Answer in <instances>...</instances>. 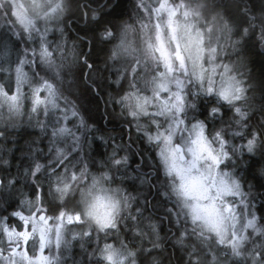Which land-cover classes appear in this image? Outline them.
Here are the masks:
<instances>
[{
  "label": "clouds",
  "instance_id": "obj_1",
  "mask_svg": "<svg viewBox=\"0 0 264 264\" xmlns=\"http://www.w3.org/2000/svg\"><path fill=\"white\" fill-rule=\"evenodd\" d=\"M59 2L61 0H45L44 3L47 6ZM76 2L62 0L64 11L55 17L50 16L44 22L54 21L63 25L62 22L74 10ZM143 2L150 6L155 0ZM172 3L180 6L177 19L181 24L190 25V35L201 39L204 52L202 60L195 63L192 55L195 45L189 46V36L182 29L178 35L184 67L176 59L175 43L170 41L173 64L171 73L167 72L159 60L146 57L144 49L147 34L140 27L136 30L134 41L130 42V29L123 20H114L107 14L101 16L96 13L88 21L90 38L104 50L103 67L98 69L95 87L104 93L105 105L111 106L107 112L109 123H126L140 129L145 126L141 120H146L148 128H151L155 120L164 131H168L170 126L175 127L173 143L181 145L185 161L194 159V125H203L205 136L213 150L220 153L221 160L211 172L207 167L211 161L201 160L199 169L193 168L192 174L203 175L205 183L211 187L214 180L219 181L217 172H228L238 178L241 185L251 184L255 190L264 193V172L261 171L264 169V0H172ZM253 8L256 10L253 11ZM185 9L190 10L191 15L183 16ZM241 17L246 22H242ZM138 21L136 23L139 24ZM87 55L81 53L76 62L59 64L61 72L54 79L62 94L74 97L73 93L79 90L76 100L80 101L84 114L99 124L102 114L96 100L97 94L90 88H81L74 73L79 59ZM83 63L88 64V60L83 59ZM201 66L204 70L203 79L199 78ZM160 73L165 76L161 77ZM229 77L243 89L242 93L234 92L239 98L230 102L220 95ZM162 79L167 80L166 89L156 87ZM209 87L212 88L211 92L208 91ZM177 93L180 100L176 98ZM133 94L144 103L143 111L137 109ZM126 95L129 96L128 101L123 99ZM165 100L168 101V111L160 114L161 104ZM172 105L179 107L180 111ZM237 108L244 113L243 117L236 112ZM6 123L7 118L0 114V129H4ZM120 131L123 133V129ZM4 135V131L0 130V137ZM249 138L253 140L251 152L247 149ZM190 148L193 151H189ZM221 149L228 155L224 156ZM5 161L0 159V163L7 164L8 161ZM107 169L111 179L105 183L119 184L122 183L121 177L127 178L118 175L117 169L113 170V167ZM137 176L141 190L129 202V207H121L116 229L98 230L91 222L85 226L101 233L104 244L134 249L136 255L129 257L127 264H211L209 243L205 240L210 234L202 229L199 222H192L183 201L171 189L173 177L165 175L154 155L151 160L144 159L143 167L137 170ZM90 183L91 180L82 181L80 187L87 188ZM95 191L117 198L125 196L111 188L97 187ZM211 191L215 195L214 187ZM73 196L79 200V191ZM229 197L235 196L224 197V200L232 203ZM134 205L135 211L141 210L139 223L145 231L142 238L135 236L133 228L129 227L130 223H136L129 219L130 215L136 216L131 212ZM79 210L82 211V207ZM149 224L157 226V234L153 235L149 231ZM211 246L216 247L214 243ZM217 253L221 260H225L222 250L217 249ZM230 260L231 257H228L225 264ZM101 261L105 264L102 258Z\"/></svg>",
  "mask_w": 264,
  "mask_h": 264
},
{
  "label": "snow or ice",
  "instance_id": "obj_2",
  "mask_svg": "<svg viewBox=\"0 0 264 264\" xmlns=\"http://www.w3.org/2000/svg\"><path fill=\"white\" fill-rule=\"evenodd\" d=\"M137 7L147 17V23L144 22V19L138 21L140 30L147 34L144 49L146 57L159 60L167 72L171 73L173 71L172 53L169 48L171 41L176 45V59L180 61V66L184 67V57L181 54V41L178 35L183 29L189 36V46L195 45V50L192 53L194 62L199 63L202 60L204 52L202 41L200 38L190 35V25L181 24L177 19L180 14L179 5L173 4L172 0H155V3L149 6L140 0ZM63 11L62 0L55 5L48 4L47 6L44 0H0V17L5 18L6 23L11 25L9 29L11 35H6L4 39L8 42H17L15 38L19 37L26 44L23 54L19 55L14 63L9 59L6 64H0V73H7V79L14 82V87H6L5 84L0 83V108L7 106L10 115L24 114L25 104L23 101L26 97L23 87L25 85H27L30 94L27 96L30 101L28 109L30 115H38L41 111L45 117L52 116L53 112L62 113L65 121H67L69 113L72 117L79 115L75 104L66 97L63 108L58 103L62 93L58 90L54 78L60 75L61 66L56 62L55 50H52L51 45L46 43L43 33L38 27L41 19L47 21L53 14L56 15ZM182 15L187 17L191 15V11L185 9ZM126 27L133 28L132 25H126ZM165 30H167V36ZM245 31L247 30L245 29ZM37 34H40L41 37L39 41L36 39ZM37 44L38 48L32 47ZM29 51L33 53V56L37 51L39 52V65L46 66L52 73L51 78L41 76L34 70L38 64L35 59L27 56ZM5 53L10 56L7 43L5 44ZM26 67L29 69L28 72L25 71ZM225 71L227 72V66ZM203 72L201 66L200 79H203ZM159 75L165 76L164 73ZM177 83L179 84V81ZM156 87L166 89L167 80L162 79ZM208 91L211 92L212 88L209 87ZM234 92L242 93L243 89L238 87V82L233 83V78L229 77L220 95L230 102L239 98L233 94ZM156 95L159 96V93L157 92ZM133 96L137 109L143 111L144 103L141 98L135 94ZM176 98L177 100L181 99L179 93L176 94ZM123 99L128 101L129 96L126 95ZM41 105L43 109L40 108ZM172 106L180 111L176 105ZM167 111L168 101L165 100L161 104L160 114ZM236 112L240 113L241 117L244 116L240 108H237ZM81 123H83L82 119ZM152 124L156 125L157 131L153 135L150 130H146L147 140L149 142L163 141L162 144L157 145L163 172L167 177L175 176L179 180V183L175 179L172 180V191L183 201V206L188 209L192 222L194 224L199 222L202 229L210 234L205 237V240L209 243V251L212 256L211 264H225L228 257H231V260L227 261V264H264V224L259 222L260 218L254 211H248L243 198L247 194L243 192L240 180L228 172H217L219 181L214 180L210 187L205 183L203 175L192 174L193 168L199 169L201 160L211 161L207 165L210 172L220 164L221 160L220 153L213 150L205 136L203 125H194L196 129L195 140L192 141L196 145L194 159L185 161L181 145L173 143L176 128L170 126L168 131H164L160 129L157 121L153 120ZM39 127L44 128L45 122H40ZM54 129L53 135L57 136L71 132L67 124L61 123L60 120L55 121ZM247 149L249 152L253 150L251 138L248 140ZM189 151H193V149L190 148ZM221 152L224 156L228 155L223 149ZM68 155V150L57 148L55 161L63 165ZM127 159V156L117 158V153L114 152L110 157V163L103 167L115 166L119 168L127 162ZM43 168L44 165L36 161L26 172L32 177H36ZM64 169L63 173L52 172L55 181L50 183V192L54 193L56 200L63 204L67 202L69 194L79 191L83 205L82 211L67 212L59 208L54 215H48V210L43 206L42 189L37 186L32 197H24L21 200L27 214L24 210L13 213L19 217V224L0 222V236L6 242V246L0 247V264H54L53 257L47 255L46 250L53 243L57 250L60 249L65 219L69 224L73 221L77 223L94 222L98 230L118 227L117 217L121 207H129V202L135 197L125 195L122 198H117L111 195H100L95 191L102 182L111 179L110 171L101 172L99 177L93 175L87 188H82L80 187L81 182L87 178V164L83 163L79 168V175L76 170L69 171L68 167ZM261 171L264 172V169ZM213 187L216 189L215 195L211 191ZM225 196H241L240 204L245 205L243 211L238 212L232 203L224 200ZM136 212L138 215L135 217L130 215L129 219L136 221L133 234L142 238L145 231L139 223L141 210L136 209ZM148 229L153 235L158 233L155 224H149ZM82 235L90 236L91 232L86 230ZM201 235L203 236V232ZM213 243L216 247L211 246ZM217 249L224 252L225 260L220 259ZM99 255L105 264H127L128 258L134 257L136 253L132 248H117L105 243L99 250ZM55 264H58V260L55 261Z\"/></svg>",
  "mask_w": 264,
  "mask_h": 264
},
{
  "label": "trees",
  "instance_id": "obj_3",
  "mask_svg": "<svg viewBox=\"0 0 264 264\" xmlns=\"http://www.w3.org/2000/svg\"><path fill=\"white\" fill-rule=\"evenodd\" d=\"M137 4L138 0H77L73 6L74 10L62 22L63 25L54 24L52 26V31L48 35L50 41L48 37L45 38L46 43L51 45L52 50H55L57 64L66 61L76 62L81 53H88L86 57L79 59V64L74 68V73L81 88H90L93 93L97 94L96 100L100 104V112L102 114L99 124L89 120L84 114L83 109L80 107V101L76 100V97L79 96V90L73 93L74 97L62 94L58 100L61 108L65 106V97L76 106L79 115L72 117L69 113L67 121L63 119L62 113L56 112H53L50 117H45L42 111L38 115H30L28 111L30 101L27 99L30 94L28 93L27 85L23 87L26 97L23 115L7 116L5 106L0 108V114L7 118L4 129H0L5 133L4 137H0V159L8 161L7 164L0 163V222L13 225L19 224V217L13 215V213L24 210L21 200L24 197H32L37 186L42 189L43 206L48 210V215H54L59 208L67 212L79 210L82 207V203L81 198L77 200L73 196L76 191L73 194H69L67 202L63 204L56 200L54 193L50 192V183L55 181V178L52 177L53 171L58 173L68 167L69 171L76 170L79 175V168L84 163L87 164L88 171L92 170L100 175L101 172L106 171L103 166L110 163L111 153L115 152L117 153V158L128 157L127 162L119 166V168L113 166V170L117 169L118 175L127 176V178L121 177L122 183L112 184V186L123 189L122 193L125 195L131 193L133 197H136L141 190V182L137 176V170L143 167L144 159L148 158L151 160L154 155L155 160L159 162L156 151L148 148L146 139L139 138L140 133L136 130L135 125L109 123L107 112L111 106L105 105L104 93L95 87L98 69L103 67L104 50L90 38L91 28L88 27V21L96 13L101 16L107 14L114 20H123L125 24L132 25L133 28L130 29V32L133 34V31L139 27L136 21L140 17L147 21L146 15L137 7ZM255 10L253 8V11ZM241 21L246 22L243 17H241ZM58 25L59 28H57ZM10 28L11 25L6 23L5 18L0 17V33L5 36L11 35ZM15 40L17 42H10L13 53L10 60L12 59L11 62L13 63L19 55L23 54L26 47L23 39L17 37ZM37 41L39 40L37 39ZM32 47L38 48V44L32 45ZM27 56L36 60L38 66L34 70L39 75L52 77V74L46 70V66L39 65L38 51L35 56L29 51ZM83 59H87L88 64H84ZM3 62L0 59V64H3ZM25 71L28 72L29 69L26 67ZM29 74L31 75V73ZM7 75V73H0V83L5 84L6 87H14L12 86L14 82L7 79ZM40 108L43 109V106L41 105ZM81 119L83 123H81ZM56 120L66 123L71 130L70 134L63 136L53 135ZM40 122H45L44 128L39 127ZM120 129H123V133H121ZM128 129H131L129 134L127 133ZM57 148H64L69 152L63 165L55 161ZM36 161L43 164L44 168L36 177H32L26 170L31 169ZM159 164L163 171L160 162ZM55 165H58V167L55 168ZM128 168H131L134 173H131ZM88 179L87 177L84 182ZM132 181L135 184L130 185ZM242 190L247 194L243 198L248 203V210L250 212L254 211L260 218L259 222L264 224V193L255 190L251 184L247 183L242 184ZM22 193L23 197L19 199ZM131 212L132 215H138L135 211V205ZM77 225V229H75L76 235L73 236L74 252H72V255H68L63 250H60L58 255L61 257V262L72 261L79 264L100 262L98 249L100 250L104 245L102 234L90 229L91 235L84 236L81 231L84 225ZM135 226V223H130L129 225L130 228Z\"/></svg>",
  "mask_w": 264,
  "mask_h": 264
},
{
  "label": "rangeland",
  "instance_id": "obj_4",
  "mask_svg": "<svg viewBox=\"0 0 264 264\" xmlns=\"http://www.w3.org/2000/svg\"><path fill=\"white\" fill-rule=\"evenodd\" d=\"M44 2H45V0H44ZM41 16H43V13H41ZM53 17H55V14H53L52 15ZM141 19H143V17H140L138 20H141ZM144 22L145 23H147V21H145L144 20ZM54 24H56L54 21H49V22H47V23H45L44 22V19H41L40 21H39V24H38V27L40 28V32L41 33H43V38H44V40H45V38H47L48 37V35L51 33V31H52V26L54 25ZM138 26L140 27V24H138ZM139 27H137V29L139 28ZM57 28H59V25L57 26ZM45 29H47V31H45ZM137 29H135L134 31H133V34H131V32L129 31V35H128V41H134V39H135V36H136V30ZM4 37H5V35L3 34V33H0V59H2L4 62H3V64H6L7 63V61L12 57V51H11V44H10V42H8V41H6L5 39H4ZM39 37H40V34H37L36 35V39H38L39 40ZM48 39H49V41H50V38L48 37ZM7 43V48H8V50H9V52H10V56H7L6 55V53H5V44ZM12 60V59H11ZM10 60V61H11ZM12 86H14L13 84H12ZM25 101V100H24ZM24 101H23V103H24ZM5 112H6V114H7V116H17V115H10L9 114V112H8V109H7V106H5ZM141 124H144L145 126L143 127V128H140V129H138L137 128V126L135 125V128H136V130L140 133V135H139V138H144V139H146V142H147V144H148V148H150V149H154L155 151H156V156H157V158H158V160H159V162H160V158H159V156H158V147H157V145L158 144H162L163 143V141L161 140V141H159V142H149L148 140H147V137H146V135H145V131L146 130H150L151 132H152V134L154 135L155 133H156V125L155 124H152L151 125V128H148L147 127V122H146V120H141ZM161 130H163V129H161ZM113 154V152L111 153V155ZM161 163V162H160ZM162 165V164H161ZM55 168H57L58 167V165H55L54 166ZM163 168V167H162ZM106 169V171H108V169L107 168H105ZM128 170L131 172V173H134V171L131 169V168H128ZM127 170V171H128ZM64 171H59L58 173H63ZM93 175H95V176H97V177H99V174L98 173H96V172H93L92 170H90V171H88L87 172V177L89 178L88 180H86V182H88L89 180H91V177L93 176ZM173 179H175L176 180V182L177 183H179V180L175 177V176H173ZM131 184H135L133 181L130 183V185ZM99 187H104V188H111V189H114V190H117V189H119V191L120 192H122L123 191V189H121V188H117L116 186H112V184L111 183H105V182H102L99 186H98V188ZM98 194H100V195H103V193H100V192H97ZM241 196H235V197H229L228 199H229V201L230 202H232L233 203V205H234V207L238 210V212H242L243 211V209L245 208V205H242V204H240V200H241ZM246 201V200H245ZM253 203V202H252ZM251 203V204H252ZM254 204V203H253ZM246 206H247V209H249V207H248V203L246 202ZM82 207H83V205H82ZM24 211H25V214H27V210L26 209H24ZM249 211V210H248ZM5 223V222H4ZM94 223V222H93ZM77 224H80L81 226H83L84 225V228H83V230H81L82 231V233L84 232V231H86V230H89L90 231V229L88 228V227H86L85 226V224L86 223H77V222H75V221H73L72 223H68L67 222V220L65 219V226H64V229L62 230V240H61V247H60V249L59 250H57L56 249V247H55V244L53 243L47 250H46V254L47 255H50L51 257H53V259H54V264H55V261L56 260H58V264H79V263H76V262H72V261H68V262H64V263H62L61 261V257L58 255L59 253V251L60 250H63L64 251V253L65 254H68V255H72L73 253L72 252H74L73 251V246L75 245L74 244V238H73V236H75L76 235V232H75V229H77L76 227L78 226ZM76 225V226H75ZM108 242H111V241H108ZM3 246H6V242L3 240V237L2 236H0V247H3ZM103 247V246H102ZM101 247V248H102ZM99 257H100V255H99ZM94 264V263H93ZM95 264H102V261H101V257H100V262H98V263H95Z\"/></svg>",
  "mask_w": 264,
  "mask_h": 264
},
{
  "label": "bare ground",
  "instance_id": "obj_5",
  "mask_svg": "<svg viewBox=\"0 0 264 264\" xmlns=\"http://www.w3.org/2000/svg\"><path fill=\"white\" fill-rule=\"evenodd\" d=\"M132 130H133V128H132ZM131 132V129H128L127 130V133L129 134ZM23 197V193L20 195V198L19 199H21Z\"/></svg>",
  "mask_w": 264,
  "mask_h": 264
}]
</instances>
